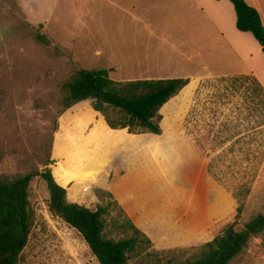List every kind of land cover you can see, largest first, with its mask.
Returning <instances> with one entry per match:
<instances>
[{
    "label": "rangeland",
    "instance_id": "obj_1",
    "mask_svg": "<svg viewBox=\"0 0 264 264\" xmlns=\"http://www.w3.org/2000/svg\"><path fill=\"white\" fill-rule=\"evenodd\" d=\"M84 1L0 0V177L50 169L68 187L70 203L89 209L110 204L106 235L118 240L132 233L119 228L124 214L118 201L114 198L120 207L97 197L95 185L106 176L102 149L154 141L156 148L146 158L155 166L158 182L165 183V196L173 200L172 216L188 225L204 223L208 231L200 243L187 247L157 249L150 240L151 245L143 244L131 255L130 264H178L197 254L240 205L237 229L263 212L264 109L249 113L244 89L232 93L230 80L209 79L190 83L164 106L158 136L112 132L93 110L87 117L80 108L64 118L60 131L61 118L75 107L62 112L66 81L78 69L105 67L96 52L117 43L84 38ZM38 32L50 39V46L36 40ZM110 75L121 78L115 70ZM190 112L200 114V128ZM89 124L94 129L86 136ZM198 135L201 148L195 142ZM29 201L33 222L19 264H99L82 235L51 214L47 185L38 177L30 184ZM231 264H264V236L253 239Z\"/></svg>",
    "mask_w": 264,
    "mask_h": 264
},
{
    "label": "crops",
    "instance_id": "obj_2",
    "mask_svg": "<svg viewBox=\"0 0 264 264\" xmlns=\"http://www.w3.org/2000/svg\"><path fill=\"white\" fill-rule=\"evenodd\" d=\"M92 1H84L86 18L81 33L84 38L110 39L107 45L117 39L118 44L98 49L96 54L107 62L100 69L117 71L119 81L184 79L196 86L209 79L252 76L263 86V47L251 33L238 31L229 0ZM244 1L258 11L264 26V0ZM84 103L61 118L60 131L64 118L74 115L75 109L80 108L87 117L93 112ZM94 114L100 120L102 115ZM102 120L110 131H123L110 129L103 116ZM93 129L89 124L84 134L89 136ZM153 143L104 145L106 176L95 186L114 196L155 248L196 245L208 229L204 223L188 225L172 216L173 200L165 196V183L158 182L157 170L146 158L156 148Z\"/></svg>",
    "mask_w": 264,
    "mask_h": 264
},
{
    "label": "trees",
    "instance_id": "obj_3",
    "mask_svg": "<svg viewBox=\"0 0 264 264\" xmlns=\"http://www.w3.org/2000/svg\"><path fill=\"white\" fill-rule=\"evenodd\" d=\"M234 6L240 32L251 33L261 47H264V26L258 11L244 0H229ZM36 40L50 46V39L40 32ZM59 54V52L57 51ZM237 77V76H236ZM229 78V79H228ZM220 79V78H219ZM230 80L229 90L238 93L245 90L246 109L253 113L255 108L264 109V87L252 76L224 77ZM250 82L253 86L244 87L241 83ZM184 79H147L132 81L114 80L107 69H78L66 81V97L63 99V111L80 103L91 101L95 113H100L112 130H126L130 134L161 133V110L188 85ZM225 99L226 97H219ZM101 116V120H102ZM190 118L200 128V114L190 112ZM103 122V120H102ZM104 127L107 128L103 122ZM200 133V129H198ZM241 135V134H240ZM195 142L201 148L200 135ZM218 148H212L217 152ZM224 154L225 150L221 151ZM1 156V155H0ZM42 179L49 193V211L71 228L77 230L99 264H130L131 255L138 253L143 244L151 245L150 239L136 228L132 220L119 206L114 197L101 189L97 197L112 200L124 214L119 228L131 232L121 239L106 235V217L110 213V204L97 205L95 209L81 206L80 202L67 200L68 187L58 181L50 169L33 171L14 179L0 177V264H19L20 256L28 243L32 228L33 210L29 201V187L34 178ZM67 190V191H66ZM248 192V191H247ZM78 203V204H77ZM242 213V205L232 218L212 231V239L178 264H231L248 249L253 239L264 236L263 212L251 218L242 229H237Z\"/></svg>",
    "mask_w": 264,
    "mask_h": 264
},
{
    "label": "water",
    "instance_id": "obj_4",
    "mask_svg": "<svg viewBox=\"0 0 264 264\" xmlns=\"http://www.w3.org/2000/svg\"><path fill=\"white\" fill-rule=\"evenodd\" d=\"M263 51H264V47H263Z\"/></svg>",
    "mask_w": 264,
    "mask_h": 264
}]
</instances>
